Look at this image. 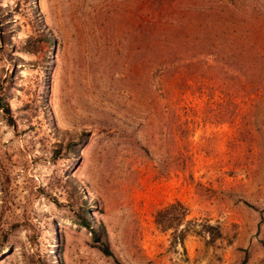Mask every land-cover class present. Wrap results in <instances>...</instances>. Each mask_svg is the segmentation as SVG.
I'll list each match as a JSON object with an SVG mask.
<instances>
[{
    "label": "rangeland",
    "instance_id": "obj_1",
    "mask_svg": "<svg viewBox=\"0 0 264 264\" xmlns=\"http://www.w3.org/2000/svg\"><path fill=\"white\" fill-rule=\"evenodd\" d=\"M0 101V264H264V0H0Z\"/></svg>",
    "mask_w": 264,
    "mask_h": 264
},
{
    "label": "trees",
    "instance_id": "obj_2",
    "mask_svg": "<svg viewBox=\"0 0 264 264\" xmlns=\"http://www.w3.org/2000/svg\"><path fill=\"white\" fill-rule=\"evenodd\" d=\"M0 108L7 114V113H9V108H8V105L6 104V103H2L1 101H0ZM9 120L11 121V119L9 118ZM159 214V213H158ZM161 214V213H160ZM169 215V212L167 211L165 214H164V217H169L168 216ZM80 223L83 225V226H85V227H87V228H90V224H89V222H88V220H87V218L84 216L81 220H80ZM208 227H210V228H212L211 226H208ZM93 235H94V237H96L97 236V234L93 231ZM103 248H102V250L104 251V253H110L109 252V250H108V248H107V246H102Z\"/></svg>",
    "mask_w": 264,
    "mask_h": 264
}]
</instances>
